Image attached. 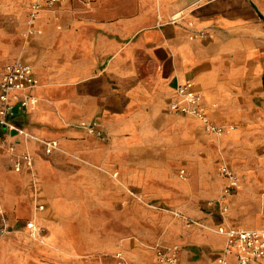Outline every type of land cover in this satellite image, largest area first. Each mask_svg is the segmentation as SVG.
Listing matches in <instances>:
<instances>
[{
  "label": "crops",
  "instance_id": "1",
  "mask_svg": "<svg viewBox=\"0 0 264 264\" xmlns=\"http://www.w3.org/2000/svg\"><path fill=\"white\" fill-rule=\"evenodd\" d=\"M34 26L20 59L38 80L36 102L15 103L11 119L33 138L0 128V264H87L83 254L100 250L107 263L155 264L157 244L179 245L178 264H216L225 237L215 229L263 226L264 0H65ZM199 30L206 37H190ZM185 82L221 135L169 111ZM35 138L58 150L46 156ZM7 145L29 152L32 169L15 172ZM222 166L238 187L220 214ZM33 180L44 205L36 214ZM22 201L26 221L46 228L45 244L24 223L9 225L5 205L21 214ZM88 208L121 229L105 248L83 232L98 227Z\"/></svg>",
  "mask_w": 264,
  "mask_h": 264
},
{
  "label": "built area",
  "instance_id": "2",
  "mask_svg": "<svg viewBox=\"0 0 264 264\" xmlns=\"http://www.w3.org/2000/svg\"><path fill=\"white\" fill-rule=\"evenodd\" d=\"M65 0H33L28 8L26 20V35L31 37L39 34L35 28V19L37 14L47 8H50L56 3L64 2ZM191 38H204L206 32L203 30L196 31L190 36ZM38 80L34 75L33 68L30 64L23 62L20 58L13 61L0 63V128L7 131H15L22 136L23 140L32 139L33 136L25 132L21 128H17L11 121L15 103L20 107H32L36 99L30 94L31 90L36 88ZM202 94L196 90L191 82L177 83L174 87L173 96L168 102V109L171 112L179 115L191 116L201 121L203 130L206 133L221 135L225 128L221 125L213 124L206 116L202 106ZM89 132H94L93 125H86ZM43 146V153L46 156L50 155L55 150H58L56 140L36 139ZM7 152L10 153V161L15 172H20L27 168L31 170L33 167V157L26 150L15 154L11 145H7ZM226 181L221 188L220 195L214 201L218 207L220 214L225 213L226 206L223 201L228 197L234 189L238 187V178L232 170L226 166L220 169ZM183 171H180L179 176L182 177ZM33 188V214L44 209V205L37 202V186L36 181H32ZM24 227L28 236L34 241L45 244L46 228L38 224L34 219L24 223ZM5 227L0 229V235L5 232ZM225 237L224 247L216 258V264H229L227 256L233 254L235 264H264V224L260 228L243 229L231 228L219 230ZM155 264H178V254L180 246L177 244L169 246L154 245ZM117 258L122 262L124 259L117 255Z\"/></svg>",
  "mask_w": 264,
  "mask_h": 264
},
{
  "label": "rangeland",
  "instance_id": "3",
  "mask_svg": "<svg viewBox=\"0 0 264 264\" xmlns=\"http://www.w3.org/2000/svg\"><path fill=\"white\" fill-rule=\"evenodd\" d=\"M31 2L32 0H0V61L25 58L26 46L29 40L25 31V29H27L26 18ZM10 185L17 186L18 184L17 181L11 180ZM19 203L24 210L21 214L16 212L15 204L10 206L7 203L5 205L4 210L9 225L15 223L22 225L27 219H29V209L26 208L23 201ZM95 210L93 208H88V212L84 215L88 217V222L89 220L90 222H93L96 218L98 227L85 228L83 232L88 236H91L92 239L97 237L98 245L105 248L106 242L115 240L116 238L114 234L117 232L120 233L121 229L113 223V214L109 212L107 213L105 209L100 210L99 208H95ZM90 222V225H95ZM26 232L27 231H25V233ZM26 235L28 237L27 233ZM101 251L103 250H100L97 254L84 253L82 256V258H84L83 261L87 260V264H96L94 262L95 258L98 256H104L105 262L102 264H115L110 262L107 263L106 258L110 255H106V253Z\"/></svg>",
  "mask_w": 264,
  "mask_h": 264
},
{
  "label": "water",
  "instance_id": "4",
  "mask_svg": "<svg viewBox=\"0 0 264 264\" xmlns=\"http://www.w3.org/2000/svg\"><path fill=\"white\" fill-rule=\"evenodd\" d=\"M196 1H198V0H186V2L189 3V4H192V3L196 2Z\"/></svg>",
  "mask_w": 264,
  "mask_h": 264
}]
</instances>
